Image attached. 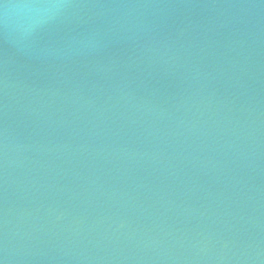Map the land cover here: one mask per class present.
I'll list each match as a JSON object with an SVG mask.
<instances>
[{"label": "water", "instance_id": "1", "mask_svg": "<svg viewBox=\"0 0 264 264\" xmlns=\"http://www.w3.org/2000/svg\"><path fill=\"white\" fill-rule=\"evenodd\" d=\"M0 264H264V0H0Z\"/></svg>", "mask_w": 264, "mask_h": 264}]
</instances>
